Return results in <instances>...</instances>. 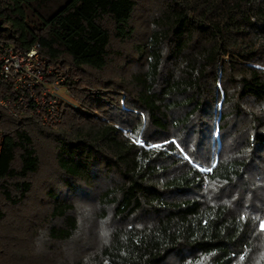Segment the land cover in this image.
<instances>
[{"label": "trees", "instance_id": "16d2710c", "mask_svg": "<svg viewBox=\"0 0 264 264\" xmlns=\"http://www.w3.org/2000/svg\"><path fill=\"white\" fill-rule=\"evenodd\" d=\"M0 42L80 106L0 107V264H264V0H0Z\"/></svg>", "mask_w": 264, "mask_h": 264}, {"label": "built area", "instance_id": "2783aa9c", "mask_svg": "<svg viewBox=\"0 0 264 264\" xmlns=\"http://www.w3.org/2000/svg\"><path fill=\"white\" fill-rule=\"evenodd\" d=\"M0 81L5 85H0L1 108L15 118L29 115L56 129L64 109L74 105L71 87L78 79L71 68L53 65L42 56L40 44L23 52L14 44L0 42Z\"/></svg>", "mask_w": 264, "mask_h": 264}, {"label": "rangeland", "instance_id": "374dc122", "mask_svg": "<svg viewBox=\"0 0 264 264\" xmlns=\"http://www.w3.org/2000/svg\"><path fill=\"white\" fill-rule=\"evenodd\" d=\"M79 81V80H78ZM72 101H73V104L74 105H72V107H74L75 109H79L80 108V106L78 105V104H76L75 102H74V100L72 99ZM60 127V126H59ZM61 182V179L59 178V180L58 181H56V183L54 184V185H58L59 183ZM262 228H264V224L262 225Z\"/></svg>", "mask_w": 264, "mask_h": 264}]
</instances>
